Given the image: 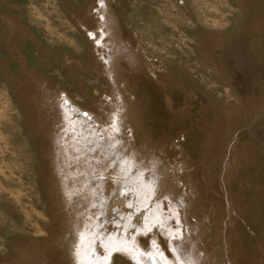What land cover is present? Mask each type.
<instances>
[{"label": "rangeland", "instance_id": "rangeland-1", "mask_svg": "<svg viewBox=\"0 0 264 264\" xmlns=\"http://www.w3.org/2000/svg\"><path fill=\"white\" fill-rule=\"evenodd\" d=\"M99 4L0 0V264H70L50 194V100L102 114L119 92L135 105V142L192 188L174 202L196 264H264V0H114L133 48L121 84L88 37Z\"/></svg>", "mask_w": 264, "mask_h": 264}, {"label": "bare ground", "instance_id": "bare-ground-1", "mask_svg": "<svg viewBox=\"0 0 264 264\" xmlns=\"http://www.w3.org/2000/svg\"><path fill=\"white\" fill-rule=\"evenodd\" d=\"M113 1L100 0L97 26L87 31L107 73L121 84V59L133 48L124 45L129 39ZM58 98L50 100L56 130L47 133L54 149L50 194L60 211L57 240L69 263L196 264L198 242L174 202L189 200L192 188L183 173L173 177L167 164L150 157L143 137L135 142L129 130L130 122L139 125L133 100L107 94L98 101L101 114L68 94Z\"/></svg>", "mask_w": 264, "mask_h": 264}]
</instances>
